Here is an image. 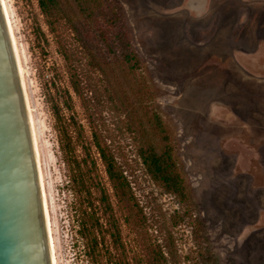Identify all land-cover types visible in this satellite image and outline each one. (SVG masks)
Segmentation results:
<instances>
[{"label":"rangeland","instance_id":"obj_1","mask_svg":"<svg viewBox=\"0 0 264 264\" xmlns=\"http://www.w3.org/2000/svg\"><path fill=\"white\" fill-rule=\"evenodd\" d=\"M6 1L57 263L151 264L159 246L161 264H264V47L252 73L233 59V51H252L264 41V0H210L200 17L181 9L187 0H102L92 15L75 0H62L79 34L62 16L51 32L36 0ZM79 37L90 46L89 57L79 53ZM58 42L79 60L84 102L71 91ZM127 53L137 57L135 68L124 61ZM92 58L103 64L105 76L87 63ZM56 88L69 90L82 128L73 156L95 160L92 176L109 208L96 188L88 196L71 178L50 110ZM152 114L162 120L163 133L148 119ZM92 131L128 181L122 200ZM145 141L158 152L170 147L186 190L183 201L147 173L140 158Z\"/></svg>","mask_w":264,"mask_h":264},{"label":"water","instance_id":"obj_2","mask_svg":"<svg viewBox=\"0 0 264 264\" xmlns=\"http://www.w3.org/2000/svg\"><path fill=\"white\" fill-rule=\"evenodd\" d=\"M0 264H52L31 122L1 0Z\"/></svg>","mask_w":264,"mask_h":264},{"label":"trees","instance_id":"obj_3","mask_svg":"<svg viewBox=\"0 0 264 264\" xmlns=\"http://www.w3.org/2000/svg\"><path fill=\"white\" fill-rule=\"evenodd\" d=\"M75 1L79 6V10L88 15H92L94 8H98L102 3V0ZM36 2L41 14L45 18V24L51 32L55 31V22L59 16H62L63 19L70 23L72 31L79 34L76 20L73 19L71 14H68L70 11L63 10L62 0H36ZM39 33H42L40 28H38V36ZM78 44L80 48L79 53L83 56L89 57L91 49L87 42L79 37ZM58 45L59 53L66 63L71 91L75 96L79 97L82 102H84L86 101V94L82 82V72L78 67L79 60L73 58V53H71L65 45L59 42ZM123 58L125 62L129 64L131 63L129 65L130 68H135L137 66L138 60L133 53L125 54ZM87 63L97 69L102 75H106V71L101 62H96V60L92 58L91 60H88ZM49 100L50 110L54 118V127L57 132L59 148L62 151L66 162H68V165L71 167L72 180L80 183L88 196L91 195V188H96L99 191V202L106 204V208H109V202L105 192L100 188L98 182L92 176V173L96 168L95 160H91L89 163L87 159L77 160L73 156L74 143L80 142L81 139H83V135L81 126L78 125L73 117L72 97L69 90H60L56 88L55 94L50 95ZM148 119L151 120L156 126L155 128L160 132L163 133L165 131L162 125V120L157 114H152V117ZM163 137H166V135ZM92 143L104 166L105 173L111 183L115 197L118 200H122L126 196V192L130 189L128 181L123 175V171L119 169L114 156L108 150L107 145L101 141L100 136L96 131H92ZM81 148L85 153L87 152V146L81 144ZM170 150V147H168L158 152L151 141H145V144H143L141 148L140 158L152 180L160 184L166 192L173 194L179 200L183 201L186 197L183 178L176 167ZM96 221L97 220H95V222ZM160 260L163 262L165 257L161 248L157 246L151 264H161Z\"/></svg>","mask_w":264,"mask_h":264},{"label":"bare ground","instance_id":"obj_4","mask_svg":"<svg viewBox=\"0 0 264 264\" xmlns=\"http://www.w3.org/2000/svg\"><path fill=\"white\" fill-rule=\"evenodd\" d=\"M1 2H2L4 12H5V15L7 18V22H8L9 28H10V32L12 35L14 48H15V52H16V57H17V61H18V66H19V71H20V75H21L22 85H23V89H24L25 99H26V103H27L28 113H29L30 122H31L33 141H34V147H35V154H36V159H37V163H38L39 180H40L41 190H42V200H43V204H44V212H45V219H46V226H47V232H48V239H49V245H50L52 264H58L57 263V257H56L55 244H54L53 229H52V224L50 221L49 210H48L47 199H46V192H45L46 189H45L44 176H43L42 167H41L40 152H39L37 136H36V132H35V128H34L31 105H30L29 96H28V92H27L24 67L22 64V59H21L17 39H16V36L14 33V27H13V23H12V19H11V15L9 12L7 1L1 0Z\"/></svg>","mask_w":264,"mask_h":264},{"label":"crops","instance_id":"obj_5","mask_svg":"<svg viewBox=\"0 0 264 264\" xmlns=\"http://www.w3.org/2000/svg\"><path fill=\"white\" fill-rule=\"evenodd\" d=\"M209 1L210 0H187V4H185L187 7L181 9H185L190 14L192 13L193 17H200L205 15L206 11L208 10ZM243 1L247 2L249 0ZM181 9L179 11H181ZM261 47H264V41H258V43L255 45V49H253L252 51H239V53L233 51V59L238 62V64L242 67L244 71L250 73L252 71L251 68H253L251 66L252 61H256V57H258V54L261 51ZM244 164L247 163L244 162Z\"/></svg>","mask_w":264,"mask_h":264}]
</instances>
